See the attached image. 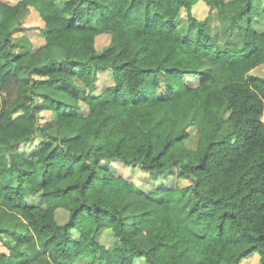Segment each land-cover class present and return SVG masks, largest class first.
I'll return each mask as SVG.
<instances>
[{
	"label": "trees",
	"instance_id": "trees-1",
	"mask_svg": "<svg viewBox=\"0 0 264 264\" xmlns=\"http://www.w3.org/2000/svg\"><path fill=\"white\" fill-rule=\"evenodd\" d=\"M198 1L0 0V264H34L31 250L49 264H264V76L251 72L264 10L201 0L198 19ZM28 7L44 22L37 47L22 34ZM121 194L152 208L134 213Z\"/></svg>",
	"mask_w": 264,
	"mask_h": 264
},
{
	"label": "rangeland",
	"instance_id": "rangeland-1",
	"mask_svg": "<svg viewBox=\"0 0 264 264\" xmlns=\"http://www.w3.org/2000/svg\"><path fill=\"white\" fill-rule=\"evenodd\" d=\"M10 3H14L16 0H6ZM192 13L195 17L198 19H203L207 15L208 7L203 1H198L197 3L192 5ZM255 10L256 13L263 12L264 10V0H255ZM264 21V20H263ZM21 22L22 26L24 28V31L22 34L25 35L27 40L31 43L33 47H37L44 43L43 35L40 33V28L43 26L44 22L40 16V14L32 7H28L25 12L21 15ZM181 24V23H180ZM183 31V29L181 28ZM21 34V33H20ZM109 40V36L107 34L98 35L96 37V47L101 48L104 46ZM251 72L257 73L264 76V64L256 67ZM34 77L38 78V75L33 74ZM110 77L107 74H101L99 75V83H98V89L101 90L102 88L106 87L107 84L110 83ZM74 82L79 85L82 89L79 91V95L83 96L86 93V89H84L83 81L81 78L74 77ZM51 113L49 111H41L39 113V123L48 122L51 119ZM190 133L194 134L195 130L193 127L189 128ZM196 135V133H195ZM20 150H29L30 146L20 145L17 147ZM7 155H4L2 150H0V158H5L6 160ZM113 168V172L115 174H120L123 176H127L128 178H131L133 182L142 190L148 191L151 188H154V183L149 180L148 174L142 170L138 166H122L120 163L112 162L111 164ZM166 180L171 179L169 177H165ZM159 181V180H158ZM160 182V181H159ZM122 200H131L132 203L136 206L134 207V213L137 212H145L148 209L152 208V201H147L145 204L149 207L147 208L144 205V202L141 200V197L137 194H133L132 196H127L125 194L120 195ZM29 198V199H28ZM28 201L35 202L34 198L28 197ZM139 212V213H140ZM138 213V214H139ZM67 216V213L65 211H61L58 216L59 221H63ZM151 226V222L146 220L143 224V227L141 229V233L143 236L147 235L148 229ZM100 241L106 245L111 244L114 241L113 235L109 231H105L101 234ZM0 251L6 252V248L4 245L0 242ZM33 254V261L34 264H49L47 263V257L43 254L36 253L31 250L30 251ZM188 261L185 264H193V261L191 259V256L188 257ZM133 264H148L146 263L144 257H135L133 259ZM240 264H262L259 260V256L257 253L251 254L250 256H247L243 258L240 261Z\"/></svg>",
	"mask_w": 264,
	"mask_h": 264
}]
</instances>
